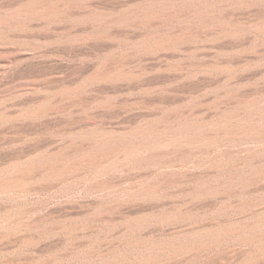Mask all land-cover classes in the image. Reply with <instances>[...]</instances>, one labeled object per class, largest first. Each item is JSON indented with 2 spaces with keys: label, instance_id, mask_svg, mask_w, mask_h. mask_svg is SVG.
<instances>
[{
  "label": "rangeland",
  "instance_id": "1",
  "mask_svg": "<svg viewBox=\"0 0 264 264\" xmlns=\"http://www.w3.org/2000/svg\"><path fill=\"white\" fill-rule=\"evenodd\" d=\"M143 4L0 0V264H264V5Z\"/></svg>",
  "mask_w": 264,
  "mask_h": 264
},
{
  "label": "bare ground",
  "instance_id": "2",
  "mask_svg": "<svg viewBox=\"0 0 264 264\" xmlns=\"http://www.w3.org/2000/svg\"><path fill=\"white\" fill-rule=\"evenodd\" d=\"M144 5L145 7L150 8L148 16L151 17V19L155 20L156 12L158 13L163 11L165 8H168L172 17L178 21L180 20V17H183V20L186 22V24L195 23L210 27L219 24L220 20L215 16V12L217 10L264 5V0H153V2L151 0H145L143 7ZM134 6L137 9H140L141 5L140 3H137ZM251 28L259 34L264 35V20L252 25ZM224 32L230 33L226 31ZM162 44L163 42L160 41L155 42V39L150 40L151 47H157ZM260 161H263V164L261 165L263 166V169L258 173L257 176L264 177V157L261 158ZM245 232L246 233L242 234V238L240 239L245 243L254 244L256 238L264 233V211L259 217H254V221L248 224L247 230Z\"/></svg>",
  "mask_w": 264,
  "mask_h": 264
}]
</instances>
